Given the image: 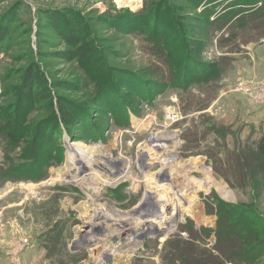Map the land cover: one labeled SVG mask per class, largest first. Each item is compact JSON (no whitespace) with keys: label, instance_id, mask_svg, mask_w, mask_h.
Returning a JSON list of instances; mask_svg holds the SVG:
<instances>
[{"label":"rangeland","instance_id":"374dc122","mask_svg":"<svg viewBox=\"0 0 264 264\" xmlns=\"http://www.w3.org/2000/svg\"><path fill=\"white\" fill-rule=\"evenodd\" d=\"M216 8L0 0V264H264V15L215 32ZM60 100L73 124L54 123ZM27 155L58 161L37 172ZM224 221L245 243L218 262L204 251Z\"/></svg>","mask_w":264,"mask_h":264},{"label":"trees","instance_id":"16d2710c","mask_svg":"<svg viewBox=\"0 0 264 264\" xmlns=\"http://www.w3.org/2000/svg\"><path fill=\"white\" fill-rule=\"evenodd\" d=\"M209 1L215 2L216 5L222 8L220 10L221 12L218 11V8L209 9L207 10L205 14L206 17L201 18L215 32L221 29H224L233 20H235V23L236 22L238 23V22H242L243 19L245 18L246 19L250 18L255 23V20H254L255 18H258L259 16L264 15V0H209ZM241 1H243V3L246 4V6H248L246 10H241L242 9V7H240ZM245 11H247V14L244 13ZM5 33H8V32H5ZM77 35H78L77 31L74 32L73 38L75 42L79 41L77 38L78 37ZM80 50H81L82 57L84 59L90 56L89 45L86 42H85V46H83ZM34 73L35 71L31 70L30 77L27 78L28 84L26 85V87H29L28 91L27 92L22 91L21 93L24 99L29 101L30 105L32 103V107L35 103H37L35 100V94L33 93V88H40L42 91H46V83L39 81L38 80L39 78L35 76ZM205 78L206 76L200 79L197 77V78H193L187 81H181L183 78H179L176 80V83H174L172 86L177 87V88H183L184 90L190 91L191 88L189 89L188 88L189 86L190 87H195V86L201 87V86H204L205 84H208L207 82L204 81ZM107 81L108 83H106V85L107 86L111 85L110 80H107ZM163 89H160L158 93L162 92ZM48 96L52 98V95L50 93H48ZM54 106H55V103L52 101V106L50 110L51 112L53 110V117L55 118L54 123L58 124V118H59V120L62 121L64 126H66L69 124H73V122L77 120V114L72 110L68 102L60 100L57 103V107H54ZM25 129L26 127L22 125L21 126L22 134L24 133ZM35 150L37 151V149ZM27 157L28 158H26L25 164L27 162L29 163V161H32L31 165H29L28 163L26 165L27 166H33V165L37 166L35 170L37 172H42L43 170L46 171L47 169H49V167L52 166L53 163L55 162L57 163L58 161L56 158H52V157H48L44 160L42 159L38 160L36 157L34 158L33 155L31 156L27 155ZM18 169L19 171H22L20 168ZM221 203L224 204L223 202ZM225 205L222 206V210L224 211V214L228 216V212L230 210H227V209L229 206H225ZM243 229L244 228H242L241 226L238 227L237 225H234L232 227L224 221V223L219 226L218 231H217L219 244H221L220 246L218 245L219 246L218 249H215L217 251V255L215 256L212 253H208V251L205 250L204 256L206 257L208 255L207 258H210V259L215 258L218 260V262L220 261V258L228 260V261H232V257H236L237 255L240 254L239 251H240V246H242V243H245L244 241L245 237L243 233H241V230ZM235 232H237L235 240L230 241V235L233 236V233ZM246 235L247 233L245 234V236ZM241 237H244V238H241ZM248 242H251V241H248ZM197 253L193 254L194 258H197L198 256ZM193 260L196 261L195 259Z\"/></svg>","mask_w":264,"mask_h":264},{"label":"bare ground","instance_id":"6f19581e","mask_svg":"<svg viewBox=\"0 0 264 264\" xmlns=\"http://www.w3.org/2000/svg\"><path fill=\"white\" fill-rule=\"evenodd\" d=\"M129 2V1H128ZM91 163V161H89V163L88 164H90ZM77 171H75V172H77V173H75V175H73V177H71V179H67V181L69 182V183H73V184H76V185H79V186H83L84 185V183L82 182V179H79L77 176L79 175V168L77 169V168H75ZM72 170V169H71ZM84 170V169H83ZM82 169L80 170L81 172L83 171ZM72 172V171H71ZM80 172V173H81ZM92 172V171H91ZM122 174V173H121ZM88 175V174H87ZM90 175H95V180H97V179H99L100 178V180L102 179V176H100V175H98V174H90ZM124 178H125V176L124 175H122V176H119L118 178H112V179H106V178H103L102 180H104V182H105V185H111V186H116V184L117 183H121V182H124ZM103 182V183H104ZM91 186V185H90ZM205 186V185H204ZM209 185H207V187H208ZM210 188V187H209ZM220 192H222L223 193V195L225 194H227V191H225L224 190V188L222 187V188H220Z\"/></svg>","mask_w":264,"mask_h":264},{"label":"water","instance_id":"95a60500","mask_svg":"<svg viewBox=\"0 0 264 264\" xmlns=\"http://www.w3.org/2000/svg\"><path fill=\"white\" fill-rule=\"evenodd\" d=\"M149 196L147 195V198H148Z\"/></svg>","mask_w":264,"mask_h":264}]
</instances>
